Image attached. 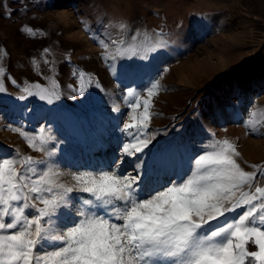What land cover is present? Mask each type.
Wrapping results in <instances>:
<instances>
[{
    "label": "rangeland",
    "instance_id": "rangeland-1",
    "mask_svg": "<svg viewBox=\"0 0 264 264\" xmlns=\"http://www.w3.org/2000/svg\"><path fill=\"white\" fill-rule=\"evenodd\" d=\"M26 25L35 35L21 31ZM121 39L122 47L139 51L102 59L100 41ZM45 58L55 65L51 74ZM0 65L17 81L6 79L0 93V154L19 149L42 158L12 129L34 135L45 128L55 154L43 158L61 171L139 174L144 187L178 179L191 156L211 150L213 139L233 140L246 171L264 165V0H3ZM79 70L91 76L83 96L69 87ZM50 76L58 100L18 99L33 83L51 89ZM155 80L161 90L148 129L154 139L143 152L125 154L132 137L124 124L136 114L128 92L146 96ZM250 117L261 123L247 127Z\"/></svg>",
    "mask_w": 264,
    "mask_h": 264
},
{
    "label": "snow or ice",
    "instance_id": "snow-or-ice-1",
    "mask_svg": "<svg viewBox=\"0 0 264 264\" xmlns=\"http://www.w3.org/2000/svg\"><path fill=\"white\" fill-rule=\"evenodd\" d=\"M21 31L36 32L27 25ZM123 43L101 40V58L139 51V46L125 48ZM50 52L43 49L45 56ZM43 63L50 65V74L55 71L52 61L45 58ZM33 65L38 66L35 60ZM73 76L77 82L69 87L83 96L91 76L83 70ZM49 78L51 89L33 83L22 88L18 99L37 96L49 104L58 100V83ZM6 79L17 83L0 65V93L6 92ZM160 90L155 80L146 87V96L128 92V106L136 114L124 124L132 137L123 146L125 154L143 152L152 143L148 129ZM260 123L252 117L245 121L249 128ZM12 130L42 158L19 149L0 154V264H264V165H249L253 171H246L233 140L213 139L206 146L211 150L191 156L178 179L144 187L139 174L118 170L65 173L43 158L55 154L47 147L54 139L50 130L40 128L34 135ZM113 163L118 169L120 163Z\"/></svg>",
    "mask_w": 264,
    "mask_h": 264
}]
</instances>
